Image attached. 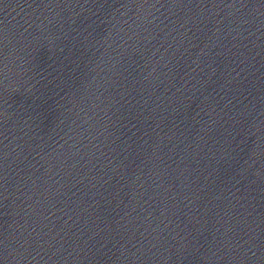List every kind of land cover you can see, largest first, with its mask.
I'll list each match as a JSON object with an SVG mask.
<instances>
[{"label":"water","instance_id":"obj_1","mask_svg":"<svg viewBox=\"0 0 264 264\" xmlns=\"http://www.w3.org/2000/svg\"><path fill=\"white\" fill-rule=\"evenodd\" d=\"M0 264H264V0H0Z\"/></svg>","mask_w":264,"mask_h":264}]
</instances>
